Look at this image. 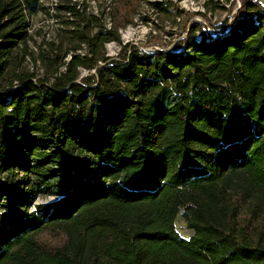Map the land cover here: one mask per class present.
Segmentation results:
<instances>
[{
	"label": "trees",
	"instance_id": "16d2710c",
	"mask_svg": "<svg viewBox=\"0 0 264 264\" xmlns=\"http://www.w3.org/2000/svg\"><path fill=\"white\" fill-rule=\"evenodd\" d=\"M215 1L204 4L230 3ZM10 2L0 0V264H264V0H245L215 37L197 40L193 26L167 52L67 22L71 60L56 76L60 57L41 56L54 69L42 79L13 69L41 0ZM76 7L64 10L79 17ZM108 43L121 45L116 59Z\"/></svg>",
	"mask_w": 264,
	"mask_h": 264
},
{
	"label": "rangeland",
	"instance_id": "374dc122",
	"mask_svg": "<svg viewBox=\"0 0 264 264\" xmlns=\"http://www.w3.org/2000/svg\"><path fill=\"white\" fill-rule=\"evenodd\" d=\"M3 3H11V0H1ZM243 4L244 0H234L229 6L225 1L218 4L206 6L205 0H41V10L38 13L27 15V38L26 44H20L17 48V65L11 67L15 72L34 75L36 79H42L46 74L50 77L54 69H48L42 63L40 57L53 58L60 57L55 65V74L58 76L63 72L60 62L71 60V55L75 45L70 43L72 26L67 22H83L82 26L91 30L92 33L104 29H118V36L123 46L136 47L143 52L175 51L184 47L186 37L193 26H200L195 34L197 40H201V33L207 31L215 37L214 26L223 24L226 20L227 28L230 26L231 18L236 16L233 11L236 2ZM231 2V0H230ZM159 4L164 11H155L152 4ZM215 5V6H214ZM77 6L79 17L71 18L66 14L64 8ZM230 7V8H229ZM167 11V13H165ZM53 48V49H52ZM121 45L111 43L105 46L106 56L116 59L119 55ZM76 53L84 52L81 50ZM58 72V73H56ZM82 77L88 73L81 72ZM54 74V75H55ZM10 82L3 81L5 86ZM54 198L40 197L36 204L51 203ZM177 233L180 237L189 239L190 232L187 231L185 223L177 220ZM59 235L50 236L42 234L40 240L55 244Z\"/></svg>",
	"mask_w": 264,
	"mask_h": 264
},
{
	"label": "built area",
	"instance_id": "2783aa9c",
	"mask_svg": "<svg viewBox=\"0 0 264 264\" xmlns=\"http://www.w3.org/2000/svg\"><path fill=\"white\" fill-rule=\"evenodd\" d=\"M232 1L234 2V0H231V2H230L231 4H232ZM244 1H245V0H244ZM244 1H243V3H244ZM230 3H229V6L231 5ZM241 7H242V4H240V1H237V2H236V8H238V9H237V10L235 9V10L233 11V13H235V15H236V14L242 9ZM229 8H230V7H229Z\"/></svg>",
	"mask_w": 264,
	"mask_h": 264
}]
</instances>
